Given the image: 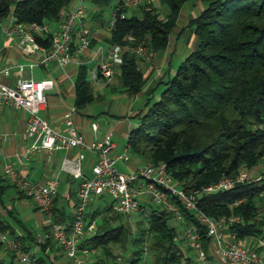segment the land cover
<instances>
[{
  "label": "trees",
  "instance_id": "trees-1",
  "mask_svg": "<svg viewBox=\"0 0 264 264\" xmlns=\"http://www.w3.org/2000/svg\"><path fill=\"white\" fill-rule=\"evenodd\" d=\"M71 1L0 0V21L11 12L17 20L53 21ZM97 1L103 6L101 13L111 0ZM162 1L168 8L165 15L154 0H145L128 10L126 16L116 22L112 39L130 44L144 40L156 51L165 49L186 0ZM206 1L201 11L189 19L188 24L196 35L193 48L179 61L173 73L167 69L166 77L158 80L164 82V87L153 100L148 96L146 108L136 113L139 122L130 129L128 143L131 151L141 155L144 161H166L170 173L188 190L223 174L252 169L262 163L260 179L205 193L199 201L200 207L214 216L241 214L243 218L229 222L227 229L237 231L238 236L244 238L262 233L264 223V212L257 202L264 190V0ZM129 33L133 34V39L127 37ZM37 39L41 43L49 42L46 36L38 35ZM120 72L129 93L138 92L146 83L140 59L130 48L123 51ZM76 90L78 106L95 98L86 64L79 65ZM238 199L241 200L236 201ZM101 210H92L91 216ZM104 210L111 211L110 215H105L97 229L79 243L102 250L90 258L91 264H136L148 246L152 264L194 262L183 249L185 236L179 235L180 223L170 222L173 216L170 211L151 206L145 215L147 225L144 219H137V234L132 235L124 214L114 210L111 202ZM184 212L200 230L207 258L213 257L209 252L206 225L191 211L185 209ZM115 219L116 223L110 222ZM0 226L3 227L1 220ZM147 238L150 239L148 245H144ZM48 240L39 241L42 248L39 255L32 251L34 264H50L46 253ZM114 245L123 249L129 245L126 262L116 259ZM188 248H191L189 244ZM12 255L10 264H29Z\"/></svg>",
  "mask_w": 264,
  "mask_h": 264
},
{
  "label": "built area",
  "instance_id": "built-area-1",
  "mask_svg": "<svg viewBox=\"0 0 264 264\" xmlns=\"http://www.w3.org/2000/svg\"><path fill=\"white\" fill-rule=\"evenodd\" d=\"M144 1L118 0L109 11V18L104 28L113 36L118 19L125 17L128 10L139 6ZM53 21H56V26L46 19L22 21L17 20L13 15L6 24L5 30L9 39L13 40L25 53L34 55L39 53L38 59L29 62L30 65L47 66L49 62L55 61L64 67L69 63L80 65L87 62L86 53L88 49H91L96 29L86 18L83 0H79L76 4L70 3L63 6L60 16ZM38 35L49 37L48 44L38 41ZM127 37L134 38L132 33H129ZM126 48L134 50L139 59L145 62H151L157 53L144 40L130 44L112 39L107 46L99 43L90 54L96 59L95 68L92 71L93 79L96 81L98 75L101 74L105 81L113 80L120 68L123 51ZM10 67V63L0 65V106L10 103L28 111L26 133L41 138L39 142L30 145L28 150L31 152L40 148L55 150L84 146L85 136L74 125L70 113L66 119L70 124L69 130L63 132L55 129L49 118L42 112L47 101L46 89L54 84V78L21 76L15 84H12L2 78L9 72ZM22 67L24 64L20 63L19 68L22 69ZM92 126L96 128L97 123L93 121ZM112 134V130H109L90 143V146L97 152V160L92 165L91 175L83 173L82 152L72 163L64 161L63 167L70 170L73 175L80 177L78 199L74 207L73 219L69 225L53 218V201L58 189V177H52L47 181H36L22 175L11 162L4 163L5 177L23 193L30 196L37 207L49 216L50 234L72 257L73 264H91L88 251L96 250V246H80L79 243L86 233L87 205L94 194L104 192L112 196L113 209L120 211L126 217H130L131 213L137 210L147 215L149 208L153 205L170 211L180 221L187 243L199 257L198 263L192 264H213V262L207 258V249L200 230L186 218L185 209L191 211L199 222L206 225V232L216 246L217 255L223 264H264V259L238 236L237 231L227 229L229 222L243 218L241 214L232 212L214 216L199 205L203 194L231 188L239 182L247 183L260 179L261 172L258 173L255 167L244 168L234 174H223L214 181L188 190L170 173L167 162L164 160L145 161L131 172L122 171L116 163L117 159L120 156L128 158V155L114 154L115 142ZM239 200L241 199L236 201ZM89 226H93V222ZM0 233V238L14 254L16 260L34 264V256L30 249H25L19 240L10 237L8 230ZM44 239L41 235L37 238L40 242ZM146 255L144 252L143 257L136 264H147Z\"/></svg>",
  "mask_w": 264,
  "mask_h": 264
},
{
  "label": "crops",
  "instance_id": "crops-1",
  "mask_svg": "<svg viewBox=\"0 0 264 264\" xmlns=\"http://www.w3.org/2000/svg\"><path fill=\"white\" fill-rule=\"evenodd\" d=\"M78 1L72 0L71 3L76 4ZM90 1L92 3L91 7L85 5L86 18L96 31L91 49H88L86 53L88 61L84 63L87 65V78L90 80L95 98L102 99L107 92V88H111L114 92L113 98L106 103V108L103 110L104 114L99 117H95L96 114L87 107L95 98L83 106L77 105L76 78L79 65L69 63L62 67L55 61L49 62L47 66L42 64L30 65L29 62L38 59L39 53L35 55L25 53L6 34L5 27L12 19L13 12L8 15L9 18L6 17L0 21V65L4 63L11 64L9 72L4 74L2 78L15 84L21 76L34 78L53 77L54 84L46 89L47 101L42 110L43 114L49 118L55 129L67 132L70 124L66 119L68 113H70L74 125L84 134L86 139V144L82 147L71 146L55 150L40 148L30 152L28 150L30 145L39 142L41 138L37 135L26 133L25 126L28 111L23 107H16L10 103L0 106V220L3 224V227L0 226V232L8 230L10 237L19 240L20 243L27 246L37 255L42 251L41 243L37 240L38 236H44V241L48 240V236H51L49 216L37 207L30 196L23 193L5 177L3 171L4 163L11 162L22 175L36 181H47L52 177H58V189L53 201V218H58L59 221L69 225L77 202L80 177L73 175L70 170L64 168V161L72 163L77 160L79 153L82 152L83 173L91 175L92 165L97 160V152L90 146V143L107 131L112 130V137L115 142L113 147L114 154L121 155L124 153L128 155V158L120 156L117 159L118 167L122 171L131 172L139 164L145 162L141 155L131 151L128 135L130 129L139 122L136 113L146 108L148 96H152L155 93L154 87L158 80L166 77L167 69L173 70L171 64L172 55L177 48L175 37H180L185 29L184 25L178 24V18L166 48L157 51L155 61L147 63L140 60L147 80L141 90L129 93L122 82L120 68L114 75L113 80L109 82L105 81L101 74L98 75L96 81L92 77L96 59L92 58L90 54L97 44L102 43L107 46L112 41V36L104 28V25L108 21L109 11L118 0L113 1L109 8H106L109 3L105 5L101 13H99L100 8L103 6L97 0ZM196 4L200 12L204 6L198 0ZM51 24L56 26V21H51ZM20 63L24 64L22 69L19 68ZM153 63L159 66L153 67L155 65ZM100 120L103 123H100ZM93 121L97 123L96 128L92 126ZM261 168L262 163H259L255 170L260 173ZM105 193L94 194L90 200H94L92 210H102L96 212L94 216H91L92 212H88L89 217L85 220L86 233L82 239L97 229L98 215H110L111 211H103V209L112 201V196L110 195V200L107 203H103L105 202ZM144 199L147 200V198ZM257 202L264 212V193L257 197ZM115 221L117 222L116 219ZM92 222L93 226H89ZM263 225L262 233L250 234L242 239L264 259ZM209 252L213 257L208 259L213 261V264H223L217 255L216 246L211 240L209 242ZM46 253L51 261L50 264H73L72 257L52 236L48 240ZM12 259V252L0 238V264H10Z\"/></svg>",
  "mask_w": 264,
  "mask_h": 264
},
{
  "label": "rangeland",
  "instance_id": "rangeland-1",
  "mask_svg": "<svg viewBox=\"0 0 264 264\" xmlns=\"http://www.w3.org/2000/svg\"><path fill=\"white\" fill-rule=\"evenodd\" d=\"M113 1H115V0H111L110 3H109V5L106 6V8L111 7ZM198 1L203 6L207 2L206 0H198ZM196 2H197V0H186L184 2L183 6H182V8L184 10L182 9V11H181V14H180L179 20H178V24L184 25L185 26V29H184V33L180 37H175L176 40H177V48H176V50L174 51V53L172 55V61H171L172 68H173L172 73H173V71H175V69H176L179 61L193 48V46L195 44L196 35L191 30L190 25L188 23H189V19L192 16H194V15H196V14L199 13V7L197 6ZM83 3L86 6H88V7H91L92 6V3H91L90 0H84ZM154 3L158 7V9L160 10V12H161L162 15H165L167 13V10H168L167 5L162 0H154ZM156 55L151 59L153 62L156 59ZM153 64H155V63H153ZM155 65L153 67L159 66V65H156V66ZM163 87H164V82H162V81L159 82L158 81L156 83V86L154 87L155 93L151 96L152 97L151 100H153L155 97H158L160 95ZM113 96H114L113 90L111 88H107V92H106L105 96L102 99L96 97L87 107L90 108V110H92L96 114L95 117H99L102 114H104V111L103 110H105L104 108H106V103H108V101H110L113 98ZM100 123H103V122L101 121ZM117 165H118V162H117ZM242 169H244V168H242ZM109 200H110V194L106 192L105 193V202H103V203H107V201H109ZM93 201L94 200H92V201H90L88 203V205H87V212H91L92 211L93 206H94L93 205ZM104 216H105L104 214L98 215L97 216V222L98 223H101L104 220ZM139 218L144 219L145 225H147L146 224L147 223V216H145L143 213L140 214L139 210H137L136 212H132L131 215H130V217H126V216L124 217V219H126L125 221H127V223H129L128 230H129V233L132 234V235H136L137 234L138 226H137L136 220L139 219ZM86 219L87 218H85V220ZM110 222L111 223H116L115 220H111ZM170 222L171 223H177V224L180 223V221L176 217H174V216H172V219L170 220ZM178 226H179L178 228L180 230H182L183 226L181 224H179ZM263 227H264V225H263ZM179 235L180 236H183V231H180L179 232ZM149 240L150 239L147 238L145 240L146 242H144V245H148ZM182 245H183V249L184 250H187V253L190 256H192L193 260H195L194 263L195 262L198 263L199 257L197 255L196 251H194L193 248H190V249L188 248V244H187V241H186L185 238L182 241ZM125 247H126V245H125ZM126 248H128V249H126ZM126 248L123 249L119 245H114V247H113V251L116 252V259L120 263L126 262L127 255L130 252V251H128L129 250V245ZM101 251L102 250L100 248L96 247V250H89L88 251V256L91 259H93L97 255H99ZM144 252L147 253V255H146L147 264H151L152 263V260H151L152 259V255H151L149 246L148 247H145ZM18 263L19 264H23L22 262H18Z\"/></svg>",
  "mask_w": 264,
  "mask_h": 264
}]
</instances>
